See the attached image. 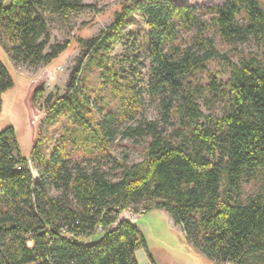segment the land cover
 <instances>
[{
  "label": "trees",
  "instance_id": "16d2710c",
  "mask_svg": "<svg viewBox=\"0 0 264 264\" xmlns=\"http://www.w3.org/2000/svg\"><path fill=\"white\" fill-rule=\"evenodd\" d=\"M80 10L74 0H0V45L15 65L49 64L69 42L49 46L43 13ZM131 13L147 28L145 91L158 100L163 121L176 119L178 127L167 135L156 121L127 127L126 138L147 142L145 159L131 167L114 162L122 170L112 182L81 163L84 156L94 160L106 153L117 126L140 114L136 82L122 85L110 57ZM181 32H193L190 45L178 43ZM209 32L227 45L253 42L264 55V0L215 6L129 0L99 38L83 42L98 57L104 86L118 97L114 110L95 121L96 111L77 87L83 66L78 59L68 81L71 95L46 99L48 122L65 115L71 124L61 144L44 154L37 138L25 157L13 127L0 133V264H138L139 249L155 264L136 224L119 220L130 205L140 203L149 204L142 213L166 211L213 264H264V60L249 56L231 62ZM213 61L228 71L224 88L213 76L207 84L197 80ZM12 87L0 61V110L2 94ZM209 97L225 101L220 116L200 110L197 101ZM40 98L38 89L32 101ZM75 151L83 154L82 161L72 160ZM260 178L262 191L242 202V185ZM49 188L59 195H49ZM97 233L102 237L90 243Z\"/></svg>",
  "mask_w": 264,
  "mask_h": 264
},
{
  "label": "rangeland",
  "instance_id": "374dc122",
  "mask_svg": "<svg viewBox=\"0 0 264 264\" xmlns=\"http://www.w3.org/2000/svg\"><path fill=\"white\" fill-rule=\"evenodd\" d=\"M81 10L66 15H52L43 13L49 34V46L62 45L69 42V47L49 64L38 65L18 64L15 65L7 52L0 45V61L7 68L13 80V87L1 96L2 105L0 110V133L13 127L19 145V151L23 156H28L29 151L37 138L40 139V152L49 154L52 150L71 133V124L65 115L59 116L54 122L49 123L51 115H47L46 99L49 95L59 99L71 95L68 92V81L71 72L76 66L78 59H82V69L78 77L77 87L80 89V97L86 95L90 105L96 111L95 121L102 119L108 111L115 108L118 97H113L104 86L102 70L97 66V56L89 54L83 42L97 39L115 21L116 15L123 11L129 0H74ZM183 0H177L181 3ZM189 5L215 6L222 5L226 0H185ZM199 16H201L199 14ZM206 19L207 16L202 15ZM128 26L121 41L115 46L110 54L112 65L120 74V83L126 81L136 82L140 91L141 108L140 114L134 122L117 126L115 136L109 142V149L102 156L92 160L85 157L81 163L88 169H99L105 178L115 182L121 178V168L115 163H124L131 167L140 164L145 159L147 142L125 137L124 131L137 122L148 120L159 123L165 134H171L177 129L178 122L171 119L165 122L162 119L161 108L158 100L148 97L145 87L148 73L147 61V28L137 13L128 16ZM218 51L227 56L234 63H238L241 57H256L264 60V55L253 43L227 45L220 38L209 32ZM193 32H181L178 43L188 46L192 42ZM49 46L44 54L49 53ZM93 57H95L93 59ZM208 71L197 75V80L202 84L211 82L213 76L216 82L224 88L228 81V71L219 61L209 62ZM126 71V73H123ZM122 75V76H121ZM41 91L40 99L33 100L37 90ZM210 99V100H209ZM204 115L220 116L225 108V101L218 99H199L197 101ZM70 150V144L66 145ZM83 154L75 151L72 154L74 162L82 161ZM35 178L36 173L30 164ZM262 179L253 180L242 185L241 201L255 197L262 191ZM51 196L59 193L53 188L48 189ZM74 205H76L74 203ZM149 204L130 205L122 212L119 220H130L135 223L144 238L148 251L155 264H213V262L198 249L193 247L185 238L180 226L176 225L172 218L163 209H154L142 213ZM135 210L140 211L135 214ZM101 233H97L90 243L99 240ZM138 264H151L144 249L135 252Z\"/></svg>",
  "mask_w": 264,
  "mask_h": 264
},
{
  "label": "water",
  "instance_id": "95a60500",
  "mask_svg": "<svg viewBox=\"0 0 264 264\" xmlns=\"http://www.w3.org/2000/svg\"><path fill=\"white\" fill-rule=\"evenodd\" d=\"M36 143H37V140H36V142L33 144V146H34ZM33 146H32V147H33ZM32 147H31V148H32ZM30 150H31V149H30ZM29 153H30V151H29ZM26 157H27V156H26Z\"/></svg>",
  "mask_w": 264,
  "mask_h": 264
}]
</instances>
